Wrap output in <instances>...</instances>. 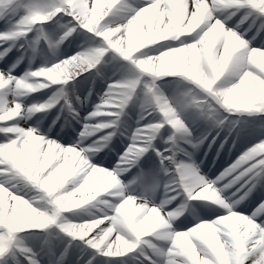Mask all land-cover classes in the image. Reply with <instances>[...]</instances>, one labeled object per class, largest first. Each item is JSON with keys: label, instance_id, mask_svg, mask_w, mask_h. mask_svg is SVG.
Instances as JSON below:
<instances>
[{"label": "clouds", "instance_id": "obj_1", "mask_svg": "<svg viewBox=\"0 0 264 264\" xmlns=\"http://www.w3.org/2000/svg\"><path fill=\"white\" fill-rule=\"evenodd\" d=\"M115 2L8 0L0 8L9 24L0 61L21 52L0 70V257L8 247L40 264L21 235L35 232L44 245L67 238L56 264L73 241L91 250L85 264H264V0ZM102 70L119 78L81 121L72 100L83 107L88 95L68 85L85 73L103 78ZM130 107L138 126L105 167L96 161L115 151ZM250 125L261 138L236 159L237 174L208 179L196 161L208 135ZM69 132L68 145L53 138ZM150 152L156 164L145 169Z\"/></svg>", "mask_w": 264, "mask_h": 264}, {"label": "rangeland", "instance_id": "obj_2", "mask_svg": "<svg viewBox=\"0 0 264 264\" xmlns=\"http://www.w3.org/2000/svg\"><path fill=\"white\" fill-rule=\"evenodd\" d=\"M12 22L14 23V21ZM8 27H9V24L6 23V19H0V32H5L8 29ZM29 39H31V34H29ZM20 43H22V41L17 42V47H19ZM78 44H79V41L77 40V41H73V43L70 46H66L64 49V55L65 56L72 55L76 50H78V47H77ZM5 47H7L6 44H5ZM41 47H43L42 41H41ZM2 50H3V47L2 49L0 48V51ZM21 51H23V49H21ZM20 54L21 52H18L16 48H13V50L8 54V56L2 62H7L13 58L16 60L20 56ZM40 65H41V61L38 59L36 63L32 65V67L35 68ZM27 67H28V60L26 58L24 62L19 66V68L13 73V75H16L17 73L21 74ZM105 72L108 73V70H104V74ZM110 72H111V80H109L108 82H103L102 81L103 79L101 78L94 79L93 75H90L91 73H85L84 76L78 77L76 81H73L71 84L68 85L69 91L71 92L74 89L75 94L79 95L81 99H83L85 95H88L87 103L83 107L76 105L75 99L73 97L72 102L74 106L77 108V110L79 111L80 117L83 118L84 116L88 115V113L94 111L95 106L101 103L100 98L105 92L107 85L119 78L118 76H113L111 70ZM46 95L47 93L42 94V98H46ZM56 111L57 109L53 110V112L49 115L48 121H46V123H48L51 120L52 116H55ZM127 112H128V115L123 117L127 125V131L125 132L124 136L118 135V137L114 139L111 147L115 151L103 154L102 159L104 161L105 160L108 162L112 161L115 163L117 157L128 147L129 143L131 142L130 140L126 141L125 137L130 136L131 130L138 126L136 124L137 111L135 108L130 107L129 109H127ZM110 119H112V117H97L95 122H106ZM132 121L135 124V127L133 128L131 127ZM74 124L75 122L73 121L72 126ZM250 128H252L251 125L249 126L248 129ZM236 133L238 132L234 130L231 134H236ZM197 134H199V132ZM238 134L240 135V133ZM214 136L216 137V139L213 142ZM124 139L125 141H121ZM238 139L242 140L243 136L241 135L240 137L235 138L233 140V143L227 144L226 140L222 139L220 135L216 136V133H215L212 135L211 139L207 138V140L201 146L197 154L199 156L207 154V158H211L212 156H214V151H211V148H212V149H217L218 151H225L231 156L233 154V151L237 149V146H239L240 144L239 141H237ZM222 142H223V147L221 148ZM210 144H211V147L209 150L208 148ZM156 147L157 148L162 147L159 141L156 142ZM206 150H208L207 153H206ZM246 150H247V147H246ZM243 151H245V149H243L242 152L240 151V153L239 151L236 152V155L233 159L236 160L243 153ZM143 160L146 162V165H144L143 168H146V169L152 168L156 164V159L152 153H149L146 157H144ZM180 160H183V159L180 158ZM151 161H153L154 163H151ZM133 171L135 170L133 169ZM255 200L256 198L254 197L250 203H255ZM205 218H208V217L206 216ZM188 226H190V224ZM21 235L26 238L25 239L26 246L31 248L32 252L36 255V259L40 262V264H56L57 259L60 255H58L55 259L52 260V257H51L53 255L51 251L52 246H50L49 244L44 245L41 239L36 238V237H42V234L34 232V233H24ZM52 243L59 246L63 252L65 250V245L68 244V240L63 239L62 241H52L50 244ZM91 254H92L91 250L86 249L83 244L81 243L77 244L73 241L71 243V246L67 250V256L69 259L68 258L65 259L63 261V264H85V262L87 261V259L89 258ZM13 256H15L16 259L18 258V260L20 261V264H26V261L23 259V257L19 256L18 253H15L14 249H11L8 252L6 257L4 258L2 262H0V264H13V261H12ZM103 259L104 258L98 257L97 261H100L101 264H103ZM124 259H127V258H124ZM108 264H113V259H109Z\"/></svg>", "mask_w": 264, "mask_h": 264}, {"label": "bare ground", "instance_id": "obj_3", "mask_svg": "<svg viewBox=\"0 0 264 264\" xmlns=\"http://www.w3.org/2000/svg\"><path fill=\"white\" fill-rule=\"evenodd\" d=\"M3 47H5V45H3ZM0 48L2 49V47H0ZM14 61H15V59L13 58V59H11V60H9L7 62H0V68H3V69L6 68L9 65H11ZM103 72H104V70H103ZM101 79H103L102 80L103 82H108L109 80H111V72H110V70H108V73L105 72V74L103 75V78H101ZM135 114H136V112H135ZM80 120L82 121L83 119L81 118ZM131 127L132 128L135 127V124L133 123V121L131 122ZM73 128L75 129V132H79V130H80V124H78V123L75 122V124L73 125ZM75 132H69L66 135L65 134H61V136H59V137L53 136V138H57V139L60 140L61 143L65 144V145H68V144L72 143L75 140V138H76L75 137ZM215 133L216 132L213 131L210 135H208L207 138L212 137V135L215 134ZM240 133H241V135L243 134L242 135L243 136V140L241 141L240 148H242V147H244L246 145L247 146H252L254 143L258 142V139L261 138L260 135L257 132L254 131V128L253 127L250 128V129H248L246 132H240ZM236 134H238V133H236ZM236 134H229L227 130L220 132V136H221L222 139L225 140V137H227V139H226L227 142L231 141L236 136ZM128 141H129V139H128ZM240 148H239V151H240ZM225 153L226 152L221 151V153L219 154V152H217V150H216V151H214V157L213 158L212 157L211 158H208L207 163L205 165L200 164L201 171L204 172V174L207 176L208 179H210V177L213 178L212 175H213L214 171L216 169H219V167H220V170L222 171V170H224L225 168H227V167H229L231 165V164H226L230 157H229L228 154H225ZM196 156H197V153H196ZM180 157L184 159L183 156H179V155L177 156V159L180 158ZM217 158H219V163H217V165L214 167V169L211 170L210 165ZM98 159H97V161H98ZM102 163L106 167H111L114 164V163H109V162H102ZM151 163H154V162L151 161ZM144 165H146V162L144 160H142L140 162V166L143 167ZM188 225L189 224L182 225V227L188 226ZM49 245L52 246L51 251H52V254L53 255L51 257H52V260H53L58 255H60V253L62 252V249L59 246H57V245H55L53 243L52 244H49ZM17 260H18V258H17Z\"/></svg>", "mask_w": 264, "mask_h": 264}, {"label": "snow or ice", "instance_id": "obj_4", "mask_svg": "<svg viewBox=\"0 0 264 264\" xmlns=\"http://www.w3.org/2000/svg\"><path fill=\"white\" fill-rule=\"evenodd\" d=\"M8 3V0H0V8H4L5 5ZM121 4V0H116L115 4L113 5V8H118ZM164 4V0H161V7H163ZM155 5V0H146V2L141 6L143 8H148L149 6ZM35 8L38 10L39 9V4L35 5ZM7 10V9H5ZM140 9H137V11H139ZM6 34L5 32H0V36H3ZM3 45H5L4 41H0V47H3ZM98 111H105V112H116L118 111V109L116 108H100L98 107L97 109ZM214 142V141H213ZM133 145L137 144L138 142L133 140ZM209 147H211V144L209 145ZM223 147V145H221V148ZM173 164H174V168L177 174H179L181 177H183L185 170L187 169V165L185 163H183L182 160L174 158L173 159ZM233 167H227L224 169V176L227 179H231L232 176H235L237 174L236 171L233 170V168L238 167L239 165V161L235 160L234 163L231 164ZM228 173H231V175H228ZM11 250V248L5 247L2 251L4 253L3 257H0V262H2L4 260V258L6 257V255L8 254V252ZM113 264H120L119 262V258H115L113 259Z\"/></svg>", "mask_w": 264, "mask_h": 264}]
</instances>
